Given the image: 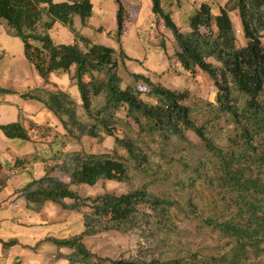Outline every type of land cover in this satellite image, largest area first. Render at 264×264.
Here are the masks:
<instances>
[{
	"label": "trees",
	"instance_id": "1",
	"mask_svg": "<svg viewBox=\"0 0 264 264\" xmlns=\"http://www.w3.org/2000/svg\"><path fill=\"white\" fill-rule=\"evenodd\" d=\"M116 2L115 32L119 37L124 31L125 8L122 0ZM152 4L177 44L169 57L171 65L178 63L192 73L201 69L218 88L216 102L207 106L200 123L186 103V90L169 89L138 73H132L134 85L123 86L120 69L128 56L75 26L76 18L82 26L88 24L93 14L91 0H0V20L22 40L25 57L43 79L42 86L20 96L42 102L63 128L61 133L23 116L0 123L12 139L52 138L48 141L50 152L40 157L45 175L29 181L17 195L37 212H43L46 202H53L81 214L80 233L45 239L58 247L59 257L69 264H264V0H227L217 14L210 3L202 2L189 18V30L174 21L162 0H152ZM231 11L239 13L245 45L238 43ZM57 23L71 32L72 42H55L50 30ZM72 68L85 120L78 112L77 96L51 82L53 74ZM143 94L152 101L145 100ZM99 96L103 102L95 106ZM121 111L124 118L119 116ZM119 123L126 127L123 137L115 132ZM209 127L215 132L220 127L225 130L212 135L207 132ZM132 131L135 138L130 136ZM188 131L200 138L201 148L188 139ZM85 136L98 140L115 136L117 147L126 149L128 159L110 152L66 150L70 138L81 141ZM160 143L186 145L184 165L193 171L191 183L196 190L181 183L159 192L154 182L120 194L84 197L70 188V183L131 182L129 162L138 170L146 169L151 164L148 150ZM36 158V154L17 158L13 166ZM8 168L0 160V170ZM55 170L69 180L52 175ZM181 216L216 234L213 251L193 249L190 243L182 242L187 233L179 229ZM144 226L153 227L157 237V257L152 260L103 257L84 241L104 232L124 233ZM16 242L3 244L8 247Z\"/></svg>",
	"mask_w": 264,
	"mask_h": 264
},
{
	"label": "crops",
	"instance_id": "2",
	"mask_svg": "<svg viewBox=\"0 0 264 264\" xmlns=\"http://www.w3.org/2000/svg\"><path fill=\"white\" fill-rule=\"evenodd\" d=\"M226 1L162 0V5L166 11L171 12L172 18L183 30H189V18L202 2L210 3L213 14H217ZM91 2L93 14L88 24L82 26L80 19L76 18V28L103 44L118 51L121 49L128 56L124 62L126 70L146 76L185 72L180 64L171 65L169 57L175 51L176 41L163 20L153 12L152 0H122L125 29L119 37L115 32L118 11L116 0ZM230 17L235 19L239 31V13L231 11ZM63 28L66 27L57 23L50 30L51 36L57 43L72 42L71 32ZM161 36L171 39L172 50L157 43ZM54 75L51 76V81L59 84L58 79L53 78ZM42 85L43 79L25 57L22 40L13 34L5 21L0 20V89L13 91L0 90V123L14 122L23 116L38 124L51 125L62 133L60 122L42 102L20 96V93ZM51 139L40 140L37 136L31 141L12 139L0 128V160L10 167L0 170V264H69L66 259L59 257L60 250L54 243L45 241L49 234L57 238L68 237L61 236L64 227L49 223L52 219L48 217V209L61 207L56 203L46 202L43 212H37L27 206L23 197L17 195L29 181L45 175V165L40 157L50 152L48 141ZM32 154H36L35 160L13 166L17 158H29ZM72 212L74 211H69ZM79 217L80 226L74 234L80 233L83 228L81 215ZM69 224L67 222L65 227ZM12 240L17 242L4 246V242ZM61 251L68 252V249Z\"/></svg>",
	"mask_w": 264,
	"mask_h": 264
},
{
	"label": "rangeland",
	"instance_id": "3",
	"mask_svg": "<svg viewBox=\"0 0 264 264\" xmlns=\"http://www.w3.org/2000/svg\"><path fill=\"white\" fill-rule=\"evenodd\" d=\"M232 22L236 31L238 43L240 45H245L246 39L243 36L241 27H239L238 31L235 19H232ZM66 31L68 30L66 29ZM262 41L264 43V37L262 38ZM157 43L161 46L170 47V49L172 50L171 39L168 40L166 37L163 38V36H161L157 39ZM176 48L177 44L175 45V50ZM73 69L74 68L66 73L54 75L53 78L58 79L59 84H57L55 81L51 82L54 84L56 83L61 89L77 96L79 106L78 112L81 118L85 120L87 119V116L84 109L82 108L81 99L77 94L78 89L76 88L75 83L71 77L74 72ZM120 74L123 77V86H126L128 84L134 85L136 83V81L132 77V73L126 70L124 66H121ZM147 77H149L153 83L165 86L169 89L176 91H188L189 97L186 100V103L192 108V115L198 123L203 121L202 118L205 114L204 111L206 110L207 106H209L210 103L216 102L218 88L214 84L209 74L205 71H202L201 69H197L194 73L188 71H176L168 74L167 76L150 74ZM140 86L141 88H146L145 84H141ZM142 96L145 100L152 101V99L148 95L143 94ZM102 102L103 97L99 96L95 99L94 105L98 106ZM119 116L124 118L125 112L121 111L119 113ZM209 128L210 129H208L207 132H212V135L213 133L219 135L225 130L223 127H220L218 132H215L214 128ZM137 130L138 128L137 126H135V131ZM115 132L120 137H123L126 132L125 125L119 123L115 128ZM130 136L135 138L136 132H130ZM187 136L188 139L196 144L199 148L202 147V141L193 131H188ZM156 145L157 144L153 145L154 147L152 146V148L148 150L150 154L151 164L150 166L146 167V169L138 170L136 168L137 166L134 163L129 162L128 160L129 164L131 165V182L107 180L100 181L93 186H90L88 184L70 183V188L77 191L84 197L96 196L105 192H114L120 194L127 192L130 187L139 186L142 183L148 186L154 185V182H156V189L159 192L169 190V188L167 187L168 185L179 187L182 185L181 183H184V188L190 185L188 187L190 190H196V185L191 183V175L193 174V171L187 164L184 165L185 162L183 160V152L185 151L186 145L184 146V144H181L178 147L172 144L162 145L160 143L158 147ZM66 150H83L90 153L110 152L128 159L126 149L119 146L117 147L115 136H106L102 140H98L97 138H93L90 136H85L81 141H76L70 138L69 142L66 145ZM52 175H56L66 181L69 180L66 175L58 170L52 172ZM199 189H201V187H199ZM173 190L175 194L178 193L176 189ZM79 215L81 214L78 212L69 213V211H66L62 208L48 209V217L52 219L49 221V223L51 225L56 224L57 226L64 227L61 230V236H72V234H74L78 230L80 226ZM67 218L69 219L67 220ZM67 222H70V224L68 225V227H65L67 226ZM178 226L180 230H183L187 233V236L182 237V242L186 241L187 243H190L193 249L205 248L206 250H214V242H216V240L218 239L215 233L210 232L206 228L199 227L196 221L189 218H184L182 216L178 220ZM48 237L57 238L52 234H49L47 238ZM84 241L93 252L107 258H136L152 260L157 257V237L155 236L154 229L151 226L132 229L124 233L118 231L104 232L92 237H86Z\"/></svg>",
	"mask_w": 264,
	"mask_h": 264
}]
</instances>
